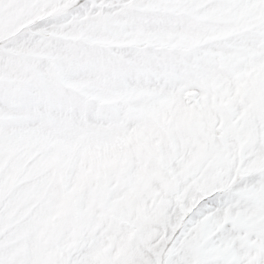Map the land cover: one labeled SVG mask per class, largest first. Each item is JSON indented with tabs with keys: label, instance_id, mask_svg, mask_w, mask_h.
I'll return each mask as SVG.
<instances>
[{
	"label": "snow or ice",
	"instance_id": "obj_1",
	"mask_svg": "<svg viewBox=\"0 0 264 264\" xmlns=\"http://www.w3.org/2000/svg\"><path fill=\"white\" fill-rule=\"evenodd\" d=\"M0 264H264V0H0Z\"/></svg>",
	"mask_w": 264,
	"mask_h": 264
}]
</instances>
